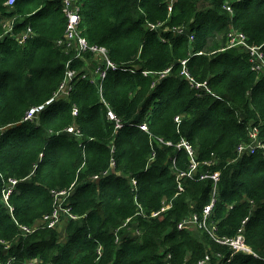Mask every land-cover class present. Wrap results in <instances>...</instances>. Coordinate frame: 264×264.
<instances>
[{
	"label": "trees",
	"instance_id": "obj_1",
	"mask_svg": "<svg viewBox=\"0 0 264 264\" xmlns=\"http://www.w3.org/2000/svg\"><path fill=\"white\" fill-rule=\"evenodd\" d=\"M62 1L0 0V264H199L206 255L211 264H264V154H236L250 125L264 139V75L230 43L241 31L264 50V0H174L172 9L171 0H81L82 35L128 70L110 71L102 92L79 78L69 97L23 121L53 96L68 61L75 70L84 64L57 44L67 25ZM29 27L35 35L22 44ZM219 34L225 50L210 53ZM102 99L124 124L117 131ZM74 123L82 137L65 131ZM183 140L192 154L178 148ZM193 162L197 174L179 192L177 172ZM219 171L216 186L200 178ZM9 177L22 179L12 213L2 201ZM214 186L209 229L234 237L249 218L244 236L260 258L218 243L202 225ZM55 190L71 191L69 238L61 242L53 228L24 235L21 225L53 211ZM164 200L169 209L153 216Z\"/></svg>",
	"mask_w": 264,
	"mask_h": 264
},
{
	"label": "built area",
	"instance_id": "obj_2",
	"mask_svg": "<svg viewBox=\"0 0 264 264\" xmlns=\"http://www.w3.org/2000/svg\"><path fill=\"white\" fill-rule=\"evenodd\" d=\"M172 3H170L169 8L172 9V5L174 0H171ZM16 3V0H6V5L11 7ZM63 11L67 18V25L65 29V33L62 38L58 39L57 44L61 47H63L67 51H73L77 52L75 57L80 58L84 64L87 63V59H84L81 57V55L89 54L91 57L96 58L94 67L91 71H86L83 67L80 70H75L71 67V61H68L67 63V71L66 74L61 81L58 89L53 94V96L42 105L38 106H32L28 109L26 112L23 121H33L37 118L40 111H42L46 105L51 104L52 102L59 100L61 98H67L72 93L75 82L79 78H89L91 82L97 83L100 92H102L104 81L106 80L108 73L112 70H118V69H125L119 67V65L112 60V57L110 56L109 50L102 45H92L88 42L85 36L82 35V31L80 28L81 24V0H63ZM153 29H158L160 25L150 24L149 25ZM9 31L6 34H10L12 31V25L8 29ZM179 32H184V29H177ZM34 32L29 27L26 29V31L20 35V40L23 42H26L27 40L33 38ZM11 36V35H10ZM191 38H193V35H190ZM230 43L232 46H241L246 51H248L251 54V62L253 63V69L259 71L262 75H264V50L263 45H251L247 41L246 34L241 31H235L230 34ZM185 62V61H183ZM85 70V71H83ZM132 72H134V69H129ZM171 68H168L166 71L169 72ZM184 72V71H183ZM145 75L149 73V71H143ZM102 102L107 106V119L111 121V123L114 124L115 130L117 131L119 128L123 127V123L121 122V119L118 117L116 112L108 105V103L102 99ZM74 115L78 114V108L75 107L73 111ZM143 130H148V126L146 123L137 125ZM66 132L76 136V137H82L83 133L78 126V124L74 123L65 129ZM171 144V143H168ZM178 148H181V146L186 147L188 152L190 154L193 153L192 147L190 144H188L186 141H182L181 143L177 144ZM261 151L264 154V139H262L259 135V126L253 125L250 126V129L248 131V138L247 140L239 143L236 147V154L238 155H245V154H255L257 152ZM42 156V154H41ZM155 156V152L153 153V158ZM111 166L114 168L115 162L112 161ZM198 171V163L193 162L190 167L187 170H178L177 172V181H178V190L181 192L183 190L182 185V179L184 177L188 176H195ZM105 174L110 173V170H106L104 172ZM100 175H94L92 179H98ZM221 173L219 172H212V173H200V178H211L213 179L215 186L217 185L218 181L220 180ZM3 177V176H2ZM4 184L2 187V201L3 203L8 207L10 212H13V206L10 204V197L14 191V188L16 185L21 181L22 179H17L13 177L4 178L2 179ZM136 183V180L133 181ZM214 186V187H215ZM218 189L215 187L213 190V199L212 202L209 203L205 209H204V220L202 222L203 226H206V228L211 233L212 237L214 239L222 244L227 245L229 247H232L233 249L237 250L240 249L242 251H245L247 253L253 254L254 256L260 258V255L256 253L252 247L247 243L246 237L244 236V225L248 221L249 218L244 219L242 227L238 230L237 234L234 237H218L215 236L216 232V225L213 224L212 229H209L208 227V219L209 216L212 213V209L214 206V202L216 200V193ZM68 192L70 193V190H55L53 191L54 196V209L50 214H46L43 217H41L39 220H37L32 226L27 225H21V229L24 232V235H28L34 231H36L39 228H53L57 229L60 222L63 220V218L67 219H76L77 216H75L72 212L69 206H66V202H63L62 197L64 196L67 198ZM162 209L158 211L153 212V216L159 215L162 211H166L171 206L170 203H168L167 200H164ZM142 212L139 211L138 214H141ZM131 218H128L124 225L126 226L130 222ZM193 224H197L199 222L198 216H194L192 219ZM190 220V221H191ZM184 224L180 223L179 226L182 227ZM138 233H140L138 231ZM116 243L120 242V236L116 234L115 236ZM8 248V247H7ZM165 264H170V262H166ZM199 264H211L210 263V257L208 255L205 256L203 260L199 262Z\"/></svg>",
	"mask_w": 264,
	"mask_h": 264
},
{
	"label": "rangeland",
	"instance_id": "obj_3",
	"mask_svg": "<svg viewBox=\"0 0 264 264\" xmlns=\"http://www.w3.org/2000/svg\"><path fill=\"white\" fill-rule=\"evenodd\" d=\"M168 3H169V1H168ZM14 18L16 19L17 17H14ZM2 22H3V26L5 28V33H7L9 31L8 30L9 27L13 23V19H11V20L10 19H7V20L4 19ZM10 35L12 37L18 38V36H15L12 32H10ZM20 43L24 44L23 41L20 42ZM225 45H226L225 34H219L218 36H216L215 38H213L211 40V43H210V46H209V49H210L209 51H210V53H214V52H217V51H223V50H225ZM74 54L76 55L77 52L75 51ZM81 57H83L84 59H87V63L85 62V64H84V69L86 71H91L93 69V67H94V64H95L94 62H95L96 58L91 57L89 54L81 55ZM199 171H200V169H199ZM204 173H206V172H204ZM209 173H212V172H209ZM220 173H221V171H220ZM68 195H70L69 192H68ZM62 200H63V202H66L67 198H65L63 196ZM69 223H70L69 219L64 217L63 220L60 222V224L57 227V235H59L61 242H65L69 238V233H68V230H67V225Z\"/></svg>",
	"mask_w": 264,
	"mask_h": 264
},
{
	"label": "clouds",
	"instance_id": "obj_4",
	"mask_svg": "<svg viewBox=\"0 0 264 264\" xmlns=\"http://www.w3.org/2000/svg\"><path fill=\"white\" fill-rule=\"evenodd\" d=\"M250 126H253V125H250ZM256 126H259V125H256ZM250 129V128H249ZM260 130V129H259ZM242 227V226H241ZM248 243V242H247ZM253 249V248H252ZM254 250V249H253ZM256 252V251H255ZM257 253V252H256ZM261 257V256H260ZM262 259L264 260V258L262 257Z\"/></svg>",
	"mask_w": 264,
	"mask_h": 264
}]
</instances>
